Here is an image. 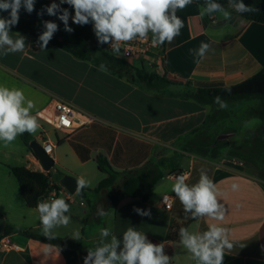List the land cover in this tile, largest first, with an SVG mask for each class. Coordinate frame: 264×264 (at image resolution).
<instances>
[{
  "label": "crops",
  "instance_id": "0c3cea01",
  "mask_svg": "<svg viewBox=\"0 0 264 264\" xmlns=\"http://www.w3.org/2000/svg\"><path fill=\"white\" fill-rule=\"evenodd\" d=\"M53 3L61 11L49 15L47 9ZM203 8L192 1L184 9L176 11L183 27L171 43L166 42L164 62L156 66L159 78L169 80L170 84L161 81L147 83L138 78L133 81L126 70L109 63L99 52L93 59H80L58 45L48 42L42 48L40 39L10 30L13 40L24 39V50L5 55L7 46L0 49V85L21 89L26 100L33 101L35 107L30 114L37 117L39 128L33 134L27 133L31 140L40 144L48 141L55 145L54 165H58L65 174L87 180L85 169L92 166L98 173V179L104 176L100 183L107 173L100 170L99 162L106 160L120 173L118 187L127 177L137 176L151 168L163 176L151 189H145L135 197L120 199L113 206L115 222L112 237L120 241L118 253L123 248L124 233L133 228L145 235L149 242L163 244L170 264H197L181 242L175 243L168 238L172 222L177 220L189 221L187 230L193 234H203L211 224L226 228L233 247L225 249L222 264H264V180L250 172L243 161L226 159L218 163L209 156L183 151L179 146L180 140L192 134L190 144L198 136L202 137L201 134L204 136V131L209 136L213 131L223 134L224 131L242 128L234 126L232 119L241 108V113L245 114L243 123L256 120L255 126H260L261 122L253 116L259 107L256 100L225 104L226 107L222 108L200 103L192 99L191 94L200 88L231 87L258 74L264 68V24L242 18L233 5L224 9L231 14L230 19H224L220 12L201 16ZM62 10L69 13L68 28L73 31L81 26L73 23V7L66 2L61 3V0H34L33 11L29 13L21 7L19 15L20 18L55 23L62 35L69 36L72 31H66L59 18ZM0 15L9 13L0 12ZM90 32L93 40L99 42L94 22ZM201 43L209 45L203 57L198 55ZM133 63L139 68H152L142 61ZM57 100L71 104L90 116L92 121L71 134L55 129L43 118L54 116ZM24 135H18L7 146L0 141V216L6 226L12 225L20 230L43 226L37 209L27 206L11 168L48 172ZM179 152L190 157L187 165L173 163ZM173 171L188 172L187 184L190 187L198 183L201 172H205L217 186V200L225 211L223 221L193 218L190 212H185L172 188H166V174ZM60 180L51 179L52 184L60 187L56 198L63 197L73 204L75 194H70ZM110 193L112 190L108 189L99 198H94L96 204ZM164 195L174 196L172 211L163 208ZM44 202H50L49 197ZM80 207L86 208L84 201ZM136 209L150 212V215H141ZM71 210L70 207L64 213L69 217V223L53 227L51 233L77 239L74 233L79 232L83 243H93L94 250L103 246V237L92 235L88 238L84 230L85 224H103L109 210L105 216L94 219L86 211L77 213ZM31 220L32 223L28 224L22 222ZM10 236L22 250L3 249L0 244V264H84V258L77 250L52 246L19 233Z\"/></svg>",
  "mask_w": 264,
  "mask_h": 264
},
{
  "label": "clouds",
  "instance_id": "9594fccd",
  "mask_svg": "<svg viewBox=\"0 0 264 264\" xmlns=\"http://www.w3.org/2000/svg\"><path fill=\"white\" fill-rule=\"evenodd\" d=\"M68 3L75 11L73 23L78 25L87 24L89 20L94 22L95 34L100 43L112 41L114 52L119 53L122 42H130L137 38L141 41L152 34L151 44L153 47L171 43L179 35L183 27V21L177 16V9H184L192 0H61ZM231 2V0H230ZM238 13L255 11L253 7L245 5L243 0L233 4ZM24 7L29 13L33 11L34 0H0V12H8L7 18L0 16V49L9 52H22L24 50V39L13 40L9 31L16 26L20 18V9ZM49 15H55L61 11L59 6L53 3L47 9ZM222 13L224 19H230L231 14L213 0H206V7L200 15ZM69 13L62 10L59 18L64 22L66 31L72 29L67 27ZM46 31L40 36L41 47H46L57 25L46 22ZM209 45L201 43L198 55L203 57ZM104 71V66H100ZM220 106L226 105L220 101ZM35 107L32 100H26L23 90L9 88L0 85V141L5 146L14 141L20 134L28 132L33 134L39 128L37 117L30 114ZM185 176L176 178L172 185V191L178 197L185 212H190L193 218L208 217L217 221H223L225 217L224 206L217 200L218 190L216 184L205 172H201L198 183L188 186ZM87 182L81 178L77 182V193H79ZM236 186L233 185V188ZM70 205L63 198H55L50 202H39L37 211L40 223L43 226V234L51 237V229L58 225H67L69 217L64 215L68 212ZM136 211L141 215H150V212ZM101 215H106L103 211ZM101 235L107 237V229L101 230ZM79 239V232L74 233ZM181 243L193 255L197 264H222L225 249H232L233 244L228 239L227 229L216 224H211L203 234H193L187 229H180ZM120 245L115 237L111 243L104 244L89 250L84 264H170V258L164 254L163 244L149 242L141 232L128 228L123 235V248L118 253ZM47 254V252H46Z\"/></svg>",
  "mask_w": 264,
  "mask_h": 264
},
{
  "label": "trees",
  "instance_id": "16d2710c",
  "mask_svg": "<svg viewBox=\"0 0 264 264\" xmlns=\"http://www.w3.org/2000/svg\"><path fill=\"white\" fill-rule=\"evenodd\" d=\"M198 3L202 7H206V0H192ZM225 9L228 5H233L239 2V0H213ZM245 5L256 9L252 12L239 13L242 18L255 21L264 24V0H243ZM5 18L8 15H0ZM46 22L35 19L19 18V22L16 26L10 30L18 33L27 34L40 39V36L47 30ZM92 21L89 20L87 24H83L72 31V34L62 35V31L57 27V30L53 33L52 38L49 40L50 43L60 46L61 48L71 52L77 58L80 59H93L96 52L102 54V58L107 60L109 63H115L117 65L130 66L127 62L116 58L113 54L105 51L99 42L93 40V36L90 32ZM165 50L166 42L162 45ZM126 74L133 78H138L140 81L146 82H158L170 84L169 80L163 78L160 79L156 73L148 72L144 67L136 68L132 67L127 69ZM219 97L220 101L224 104H238L242 101L256 100L259 102V107L256 109V116L261 121L264 127V68L252 78L231 86V87H216V88H200L191 94V98L213 107L220 106L216 102V98ZM24 138L29 145L31 137L25 132ZM216 146V145H215ZM100 170L107 173V177L102 180L95 189H89L84 187L77 195L86 200L88 205L91 207L92 219L100 217V212L104 213L110 211L113 206H116L120 199L135 197L141 191L145 189H151L163 176L158 174L155 169L144 171L137 176H129L125 179L120 187H118L117 181L120 173L114 170L106 160H100ZM12 173L17 178L24 200L27 206L31 209H37L39 202H44L54 191H59L60 187L52 184L50 172H38L31 171L26 168L15 167L11 168ZM261 179L264 180V171L262 172ZM111 189L112 193L101 199V202L97 205L96 200L91 198H99L100 194ZM147 197V196H146ZM145 197V199H146ZM189 225V221L179 222L174 220L170 227L168 238L169 240L180 243V229L185 228ZM19 233L31 239L42 241L46 244L60 248H71L77 250L85 259L88 255L82 238L79 239H67L52 234L51 237L43 234V228L39 227L36 229L20 230L12 225L6 226L4 235H10ZM2 237V236H1Z\"/></svg>",
  "mask_w": 264,
  "mask_h": 264
},
{
  "label": "rangeland",
  "instance_id": "374dc122",
  "mask_svg": "<svg viewBox=\"0 0 264 264\" xmlns=\"http://www.w3.org/2000/svg\"><path fill=\"white\" fill-rule=\"evenodd\" d=\"M127 63L130 66L121 65L120 68L126 71L127 69L132 67L139 68L138 66L134 65V63L131 62H127ZM146 70L150 73L158 74L155 66H152V68ZM146 82L149 83V81ZM245 102L246 101H243L242 103ZM242 110L243 108L238 110L237 111L238 115L232 118L233 121H235L233 125L242 128H237L236 130L233 131H226V132L224 131L223 134H221L222 132L213 131L210 132L211 134L209 136L204 131V136L201 134L202 137L198 136V138H196L194 141L192 140L193 143L190 144L189 139L194 136V134H192L180 140L179 142L180 149L186 152L198 154L199 156H203V157L209 156L218 163L226 159L227 160L236 159L243 161L244 164L247 166L248 170H250V172L254 173L256 176L261 178L262 172L264 171V127L262 123H260L259 127L255 126L254 121L256 122V120H250L243 123L242 120L245 114L241 113ZM253 116L256 117L258 121H260L255 113L253 114ZM183 155L184 153L179 152V155L178 156L176 155V157L173 158V163H181L182 165H187V163H189L190 157ZM197 165L198 164H196V169H197ZM68 167H73V166H68ZM58 168H59L58 165H54L53 168L50 171H48L50 172L51 179H54L55 181H59L60 177L63 175H68L65 174L63 170H59ZM85 172L87 175L86 187H91V188L96 187L99 181L104 177L102 176L101 178L98 179L97 178L98 173H96L95 167L92 166H88L87 169H85ZM168 174H166V188H172V185L175 182L171 181L168 178ZM72 198L74 200L73 204L67 202L72 208V210L74 209V211H76L77 213H82L83 211H86L88 216L91 215V207L88 205L86 200L83 199V201L86 204V208L82 209V207H80V203L83 202L82 199L76 194L73 195ZM91 199L94 200L93 197ZM12 213L14 214V212ZM22 222L28 224V223H32V220L28 222L27 221H22ZM114 222H115V210L113 208L107 213L103 224L101 225L85 224L86 227L84 233L88 238L91 237L92 235H98L100 237H103L104 238L103 244H108L111 242L113 238L112 234L114 231ZM102 229L108 230L109 235L107 237L101 235ZM82 240H83V236H82ZM83 244L89 250L95 251L94 248L92 247L93 243L86 241Z\"/></svg>",
  "mask_w": 264,
  "mask_h": 264
},
{
  "label": "built area",
  "instance_id": "2783aa9c",
  "mask_svg": "<svg viewBox=\"0 0 264 264\" xmlns=\"http://www.w3.org/2000/svg\"><path fill=\"white\" fill-rule=\"evenodd\" d=\"M152 34L149 33L146 40L141 41L139 38L130 41L122 42L119 53L114 52L112 48V41L108 43H101L103 49L115 57H118L126 62L142 61L148 66H158L162 65L165 59V50L162 45L153 47L151 44ZM38 47V45H36ZM44 121L51 124L55 129L62 131L66 134H71L78 129H81L88 125L92 118L81 110L75 108L71 104L57 100L54 104V116L44 117ZM42 147L46 154L52 157L55 145L51 142L45 141ZM179 176H185L187 179L185 183L189 180V173L186 171H173L168 174V178L176 180ZM58 191H54L50 196V201L55 199ZM175 198L172 195H164L162 198V206L167 211H172L174 207ZM1 248L3 249H13L20 251L22 247L17 244L10 235H2L0 239Z\"/></svg>",
  "mask_w": 264,
  "mask_h": 264
},
{
  "label": "water",
  "instance_id": "95a60500",
  "mask_svg": "<svg viewBox=\"0 0 264 264\" xmlns=\"http://www.w3.org/2000/svg\"><path fill=\"white\" fill-rule=\"evenodd\" d=\"M30 148L36 155V157L40 160L45 171H50L54 166V160L44 151L42 144H40L37 140H32L30 142ZM79 179L70 176L64 175L60 184L65 187L71 194L77 193V182ZM6 231V223L2 216H0V235H4Z\"/></svg>",
  "mask_w": 264,
  "mask_h": 264
}]
</instances>
